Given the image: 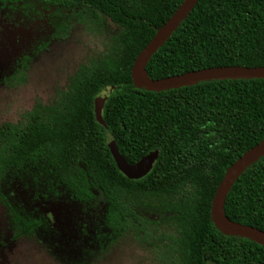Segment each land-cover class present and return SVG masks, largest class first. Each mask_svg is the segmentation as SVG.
<instances>
[{"label":"trees","instance_id":"obj_1","mask_svg":"<svg viewBox=\"0 0 264 264\" xmlns=\"http://www.w3.org/2000/svg\"><path fill=\"white\" fill-rule=\"evenodd\" d=\"M20 13L83 12L119 28L113 43L70 78L23 129H0L3 171L34 200L65 197L113 239L138 221L167 224L178 264H264V245L223 233L211 204L228 168L264 138V78L203 81L163 91L138 88L131 68L184 0H12ZM54 11V12H53ZM264 66V0H199L146 63L154 79L219 66ZM113 90L97 116L95 99ZM135 163L159 156L140 179L120 171L110 151ZM8 203L15 237L48 232L52 219L34 203ZM225 214L264 231V156L228 192Z\"/></svg>","mask_w":264,"mask_h":264},{"label":"rangeland","instance_id":"obj_2","mask_svg":"<svg viewBox=\"0 0 264 264\" xmlns=\"http://www.w3.org/2000/svg\"><path fill=\"white\" fill-rule=\"evenodd\" d=\"M5 3V4H4ZM0 0V129H23L65 90L82 66L113 43L119 28L108 18L83 12L20 13ZM54 12V11H53ZM0 152V264H178L165 223L138 221L113 239L97 237V219L65 197L34 200V192L3 171ZM34 203L52 219V228L33 237H15L8 203ZM211 264V263H210Z\"/></svg>","mask_w":264,"mask_h":264},{"label":"water","instance_id":"obj_3","mask_svg":"<svg viewBox=\"0 0 264 264\" xmlns=\"http://www.w3.org/2000/svg\"><path fill=\"white\" fill-rule=\"evenodd\" d=\"M198 1L184 0L137 55L131 68V77L135 86L152 91H163L216 79L264 78V66L241 65L209 67L158 79L151 78L146 73V63L178 29ZM112 90L113 87H107L97 95L95 108L98 117H101L102 109ZM109 148L120 171L130 179H140L147 175L159 156L158 151H152L139 161L131 163L121 155L114 140L109 142ZM262 156H264V138L246 151L228 168L212 200L211 215L214 223L223 233L245 237L264 245L263 230L251 225L235 222L224 212V204L233 183L250 165Z\"/></svg>","mask_w":264,"mask_h":264},{"label":"flooded vegetation","instance_id":"obj_4","mask_svg":"<svg viewBox=\"0 0 264 264\" xmlns=\"http://www.w3.org/2000/svg\"><path fill=\"white\" fill-rule=\"evenodd\" d=\"M5 4V3H4Z\"/></svg>","mask_w":264,"mask_h":264}]
</instances>
